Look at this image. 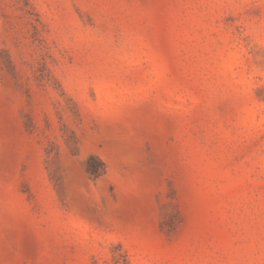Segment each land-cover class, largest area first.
I'll return each mask as SVG.
<instances>
[{
	"label": "rangeland",
	"instance_id": "obj_1",
	"mask_svg": "<svg viewBox=\"0 0 264 264\" xmlns=\"http://www.w3.org/2000/svg\"><path fill=\"white\" fill-rule=\"evenodd\" d=\"M0 264H264V0H0Z\"/></svg>",
	"mask_w": 264,
	"mask_h": 264
},
{
	"label": "trees",
	"instance_id": "obj_2",
	"mask_svg": "<svg viewBox=\"0 0 264 264\" xmlns=\"http://www.w3.org/2000/svg\"><path fill=\"white\" fill-rule=\"evenodd\" d=\"M88 171L90 174H97V173H99V168H98V166L90 165L88 167Z\"/></svg>",
	"mask_w": 264,
	"mask_h": 264
}]
</instances>
